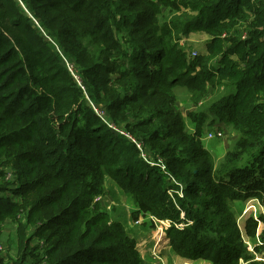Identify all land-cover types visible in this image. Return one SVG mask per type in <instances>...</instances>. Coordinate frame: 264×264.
<instances>
[{"label": "trees", "instance_id": "trees-1", "mask_svg": "<svg viewBox=\"0 0 264 264\" xmlns=\"http://www.w3.org/2000/svg\"><path fill=\"white\" fill-rule=\"evenodd\" d=\"M21 1L27 11L0 0V224L20 225L15 264H149L125 225L92 204L106 174L144 214L173 221L180 206L196 222L170 237L180 256L264 264L216 198L264 208V0ZM192 30L210 37L194 57L182 45ZM179 87L195 106L187 116ZM215 121L240 135L218 165L202 143ZM169 190L184 192L179 203ZM246 219L255 236L264 213Z\"/></svg>", "mask_w": 264, "mask_h": 264}, {"label": "rangeland", "instance_id": "rangeland-1", "mask_svg": "<svg viewBox=\"0 0 264 264\" xmlns=\"http://www.w3.org/2000/svg\"><path fill=\"white\" fill-rule=\"evenodd\" d=\"M22 5H24L23 2L20 3L21 7ZM164 11L166 12V10ZM31 20L32 23L34 22L35 25L40 29L37 20L34 17H32ZM209 39L210 37L206 32L204 33L202 31L192 30L185 38V40L182 41V45L186 47L190 55L194 57L200 53L205 52L208 44L207 41ZM177 91L181 98H186V100L183 102V106H185L188 103L189 96H187L186 91L183 88L179 87ZM210 95L211 99L215 96L212 101L218 96L214 95L213 93H210ZM90 104L93 108L91 101ZM204 104L205 103H203V105ZM189 107L190 108L186 109L182 108V112L186 116L189 110L195 108V106L191 105V102ZM97 111L99 110L97 109ZM95 114L98 115V113ZM186 119L188 124L187 130L189 132L195 133V130L198 127V123L193 120L191 116ZM215 122L216 123H214L212 126L209 125L208 122V125L204 124L202 130L204 133L202 137V143L204 148L209 150L210 158L213 163L215 165H218L220 162H222V158H224L227 151L230 149L229 147L231 146V144L234 143V141L237 140L240 135L235 130H233L226 122ZM211 132H219V136L209 137V134ZM121 133L125 134L126 136L128 135L124 131H122ZM144 158L149 163H153L151 165L155 164L156 159L154 158V156L147 153L146 151ZM244 176H246V174H242L240 175V177L237 176V181H244ZM9 177L13 179L14 174L11 172L9 174ZM233 179H236V177H234ZM206 186H208V184ZM100 187V192L98 194H93L92 196V204L95 203L96 205H99L100 210H106L110 212V216L114 222H122L125 225L126 231L129 233L131 239L136 241L138 251H140L141 255L149 264H212V261L206 262L204 260L191 259L187 257L185 258L174 251L170 239L171 235L174 238L179 234V232L186 231L187 228H190L196 224V222L192 223L193 221L191 222L189 218H186L185 212L180 206H176L177 209L174 210V212H178V215L177 218H175L173 221L168 217L159 218L152 213L144 214L143 212L139 211L140 207L135 203L133 195L127 192L123 187L119 186L118 182L108 174L105 175ZM177 191L178 193H176V191L174 190L168 191L173 203H179L178 197L184 196L183 191ZM218 194H222L221 198L216 197L219 202H225L226 205L229 204L230 206H232V208H234L236 219H238L242 227L241 230L244 231V233H242V236L244 237L245 244H247L248 246V250L255 254L256 257H259V261L264 262V247L263 250H261V248L257 251L256 248L254 249L255 242L264 244V221H260L257 230V232L262 236L260 239L256 237L257 232L255 236H250L249 234L245 233V223L247 220L246 218L248 216H253L258 219L264 213V208L262 207V205L258 204V201H255V199L249 200V198L245 200H230V197L227 196L224 192L221 191ZM8 195L12 197L11 193L8 194L3 192L2 198L6 199L8 198ZM16 197L17 196H13L12 199L17 200ZM209 198H213V196H209L205 199ZM219 206L220 205H217L214 208H217ZM246 210L248 211L247 213ZM244 212L245 214H243ZM133 215L139 216L138 218H133ZM210 218L208 220H210ZM0 225L4 234L1 242L2 247H0V256L6 261V263L15 264L19 262V258L17 257V255L20 253V243L17 237V232L20 228V225H18L16 219L13 216L7 217ZM33 227L34 226H32V228ZM32 228H30L29 230H32ZM32 242V245L37 243L36 239H34ZM24 264H31V260L27 259Z\"/></svg>", "mask_w": 264, "mask_h": 264}, {"label": "built area", "instance_id": "built-area-1", "mask_svg": "<svg viewBox=\"0 0 264 264\" xmlns=\"http://www.w3.org/2000/svg\"><path fill=\"white\" fill-rule=\"evenodd\" d=\"M20 3H22V1L20 0ZM23 7H24V9H25V11H27V9L25 8V6L24 5H22ZM243 39L246 37V32H244L243 34H242V36H241ZM68 63V62H67ZM68 67H69V69H70V71H71V74L74 76V78L76 79V81H78V83H79V85L83 88V89H85V87H84V85H83V83H82V81H80V78H79V76H78V74H77V70H76V68H75V66L73 65V64H71V63H68ZM92 103V102H91ZM92 105H93V108H94V110H95V112L96 113H98V116H101L107 123H108V125L113 129V130H115V131H119V132H122L123 130H121L119 127L117 128V127H115V126H113V124H111L110 122H109V120H107L106 119V117L104 116V111L103 110H100V109H98L97 108V106H95V104H93L92 103ZM100 111H97V109ZM214 136H219V132H216V133H214V132H211L210 134H209V137H214ZM135 143H137V145H138V147L140 148V150H142V146H141V143L139 142V141H135V140H133ZM142 155L145 157V151H143L142 152ZM151 164H153V163H151ZM0 247H2V244H0Z\"/></svg>", "mask_w": 264, "mask_h": 264}, {"label": "crops", "instance_id": "crops-1", "mask_svg": "<svg viewBox=\"0 0 264 264\" xmlns=\"http://www.w3.org/2000/svg\"><path fill=\"white\" fill-rule=\"evenodd\" d=\"M186 100V98H181V96H180V98H179V103H178V108H190L189 106H190V101H189V97H188V103L185 105V106H183V102ZM253 199H255V198H250L249 200H253ZM255 201H258L257 199H255ZM258 204H260V202L258 201ZM248 211L246 210V213H247ZM243 214H245V212L243 213ZM253 217V216H252ZM253 218H255L256 219V217H253ZM238 223H239V221H238ZM239 226H240V228L242 229V227H241V225H240V223H239ZM256 237L258 238V239H260L262 236L257 232V235H256ZM253 238V237H252ZM255 246H259L260 248H261V250H263V247H264V244L263 243H260V242H255V244H254ZM259 258V257H258ZM198 260H204V261H206V262H210L209 260H206V259H202V258H200V259H198Z\"/></svg>", "mask_w": 264, "mask_h": 264}]
</instances>
